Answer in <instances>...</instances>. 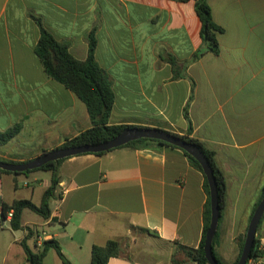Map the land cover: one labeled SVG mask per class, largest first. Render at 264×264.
<instances>
[{"label":"crops","instance_id":"0c3cea01","mask_svg":"<svg viewBox=\"0 0 264 264\" xmlns=\"http://www.w3.org/2000/svg\"><path fill=\"white\" fill-rule=\"evenodd\" d=\"M208 3L223 30L220 50L195 58L205 50L195 0H0V133L20 128L0 145V161L26 163L92 126L86 104L47 74L36 49L45 30L86 60L93 33L115 94L109 124L183 136L188 112L190 137L215 152L227 187L215 253L232 264L264 189V0ZM28 174L38 186L20 188L24 174L0 173V207L41 205L53 174ZM59 177L50 217L22 215L17 241L31 229L35 252L41 237L57 241L72 264H91L94 246L126 240L108 264H172L177 245L200 246L209 196L180 148L150 143L73 156ZM259 235L264 247V219ZM54 253L44 264H63Z\"/></svg>","mask_w":264,"mask_h":264},{"label":"trees","instance_id":"16d2710c","mask_svg":"<svg viewBox=\"0 0 264 264\" xmlns=\"http://www.w3.org/2000/svg\"><path fill=\"white\" fill-rule=\"evenodd\" d=\"M178 1H188V0H178ZM195 10L198 17L202 23V39L204 43V49L199 51L195 55V58L201 56L204 52H211L213 54H218L220 50L218 34L222 33L223 30L217 26L212 17L211 7L208 3V0H195ZM97 47V39L92 33L89 36V55L86 60H79L75 58L69 51V45L65 42L57 41L49 32L43 30L39 43L37 45L36 54L41 60V63L47 72V74L52 77L54 80L63 84L66 88L71 90L76 94L87 106L92 126L81 132L79 135L67 139L60 148H70L82 145H93L100 144L120 135L126 129L134 128L127 125H111L109 124V119L115 103V94L113 91V85L109 75L104 69L97 63L95 59V51ZM171 63L175 65V61L170 59ZM187 121L189 122V129L186 135L180 136L183 140L197 145L201 151L207 157L212 169L214 170L215 179L217 182L218 188V197H219V206L220 211L222 212L225 208V197H226V181L219 170L216 159L215 152L206 148L200 141L191 138L192 133V124L188 117V112L185 114ZM20 128L15 127L5 133H0V145L7 144L11 141L19 132ZM176 135V134H173ZM179 136V135H177ZM150 143H157L159 145H168L166 143L150 140V139H141L134 142H131L125 146L127 147H145ZM172 146V145H171ZM175 147V146H173ZM110 152V151H109ZM107 152L97 153L95 155H104ZM185 155L189 159L190 164L200 171L205 177V190L209 196L205 213H204V222L205 228L203 233V238L200 243V246L197 249L188 248L182 245H177L176 251L172 258V264H178L177 255L182 253L185 255L186 259L194 264H209L205 252L204 244L206 239V233L210 226L211 222V204H210V189L208 185L207 178L203 172L201 165L193 157L189 156L188 153L184 151ZM66 159L59 160L57 162H50L45 166L33 170L27 171L25 173H19L17 175L28 174L35 171H50L53 174L51 186L44 192L43 199L40 206L35 205L30 200H17L11 205L3 204V215H6V212L13 210V219L10 223V228L13 231L23 230L22 225V215L25 210H29L44 219H48L51 215L50 201L55 197L59 185V166ZM14 163V162H11ZM0 173L13 174L12 172L0 170ZM263 194L260 199L262 200ZM258 202V204L260 203ZM257 204V206H258ZM256 206V208H257ZM255 208V209H256ZM252 218V217H251ZM264 217L262 218L260 225L258 227L257 233H260L261 224ZM33 235V231L28 229L27 235L21 241V246L24 249L27 260L30 264H44V259L47 255V252L50 249H54L62 260L63 264H72L63 254L62 248L59 243L55 240L45 241L41 251H33L28 246V240ZM218 238V233H216L213 241V254L217 259L219 264H225L222 259L215 253V243ZM246 234L240 236L237 240L240 255L238 259L232 263L237 264L245 244ZM123 253V245L120 240H109L105 246H94L92 249L91 264H108L111 258L119 257ZM264 257V247L262 245L261 239H256L250 258L247 264H250L252 259H261Z\"/></svg>","mask_w":264,"mask_h":264},{"label":"water","instance_id":"95a60500","mask_svg":"<svg viewBox=\"0 0 264 264\" xmlns=\"http://www.w3.org/2000/svg\"><path fill=\"white\" fill-rule=\"evenodd\" d=\"M141 139L157 140L168 145L180 148L186 153H188L189 156L193 157L196 161H198V163L201 165L208 181L211 204V222L206 233L204 252L209 264H219L213 254V241L217 233L218 223L221 216L218 188L214 170L212 169L207 157L201 151V149L197 145L183 140L180 136L173 135L172 133L161 129L134 127L126 129L124 132H122L120 135L113 138L112 140L100 144L54 149L52 151L45 152L36 159H33L26 163H8L0 161V170L12 172L14 175H17L19 173H25L27 171L39 169L50 162H57L59 160L68 159L73 156L109 152L113 149L123 147L131 142ZM263 217L264 196L258 204L257 208L255 209L253 216L250 220L246 233L244 248L237 264H247L254 243L256 239L260 238V235L257 233V231Z\"/></svg>","mask_w":264,"mask_h":264},{"label":"rangeland","instance_id":"374dc122","mask_svg":"<svg viewBox=\"0 0 264 264\" xmlns=\"http://www.w3.org/2000/svg\"><path fill=\"white\" fill-rule=\"evenodd\" d=\"M24 175L25 176L22 177L20 176L18 178L20 188H23L25 186V183H30L31 187H36L39 185V183L33 182L32 176H29V178L26 180V176H28L29 174H24ZM38 200L39 198L37 197L35 202L38 203L39 202ZM8 228H9L8 225L4 228L0 227V245H1L0 264H27L24 249L17 241L19 238L23 236L22 230L14 232ZM125 243L126 240H123L122 245L124 246ZM123 251L125 252L124 248ZM53 255L50 256V259L51 257H54V259H58L56 253H54ZM176 260L178 264H194L189 262L186 259L185 255H183L182 253H179L177 255Z\"/></svg>","mask_w":264,"mask_h":264},{"label":"built area","instance_id":"2783aa9c","mask_svg":"<svg viewBox=\"0 0 264 264\" xmlns=\"http://www.w3.org/2000/svg\"><path fill=\"white\" fill-rule=\"evenodd\" d=\"M13 210H9L6 212V215H3V208L0 207V227H4L7 223H11L13 219ZM45 241L41 238L38 237V247L41 248L44 245ZM250 264H258L257 259H252L250 260Z\"/></svg>","mask_w":264,"mask_h":264}]
</instances>
